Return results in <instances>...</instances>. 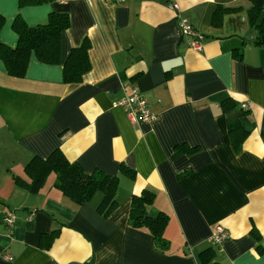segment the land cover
I'll return each instance as SVG.
<instances>
[{"label": "crops", "instance_id": "obj_1", "mask_svg": "<svg viewBox=\"0 0 264 264\" xmlns=\"http://www.w3.org/2000/svg\"><path fill=\"white\" fill-rule=\"evenodd\" d=\"M218 6L233 8L219 24L212 19ZM250 6L59 0L19 8L18 0H0V41L12 47L17 13L28 25L52 10L70 18L57 63L32 52L15 77L0 59V264H201L200 252L211 246L221 264H264V45L254 43ZM180 19L203 34L199 49L181 36ZM84 38L89 69L65 82L63 63ZM135 87L154 121L135 122L116 104ZM239 118L250 132L235 151L229 124ZM55 149L89 173L117 175L109 215L97 210L101 192L76 203L54 185V172L35 192L17 183L28 181L32 156ZM144 188L154 193L148 212L167 217L164 247L128 222L132 195ZM7 211L12 226L2 219ZM217 225L228 232L221 244L211 241ZM52 230L47 245L43 236Z\"/></svg>", "mask_w": 264, "mask_h": 264}, {"label": "trees", "instance_id": "obj_2", "mask_svg": "<svg viewBox=\"0 0 264 264\" xmlns=\"http://www.w3.org/2000/svg\"><path fill=\"white\" fill-rule=\"evenodd\" d=\"M54 1L59 0H18V7ZM230 10L233 8L218 6L212 15L213 21L219 24L222 13ZM248 16L250 24L257 32L254 43L264 45V0H251ZM4 21L5 18L0 13V30ZM69 25V15L63 11L52 10L45 22L36 25H28L17 13L12 22V29L17 35L16 45L12 47L0 41V59L7 73L15 77H22L32 52L42 63H57L60 58L61 33ZM89 45V41L84 38L79 45L71 47L63 63V80L65 82L81 80L82 75L89 69ZM243 109L244 113L248 112L247 108ZM249 132L250 129L241 118L229 124V134L235 151L240 150L241 144ZM120 169L128 176L134 174V170L125 165L121 166ZM25 172L29 178L28 181L19 178L17 183L31 192L37 191L48 174L54 172L56 175L54 185L76 203L88 201L96 192H101V200L97 210L103 216L109 215L117 204L115 197L118 183L117 175H110L101 170L89 173L79 163L69 161L60 149H55L46 158L32 156L25 165ZM153 197V191L148 188L132 195L128 222L134 228L146 227L152 234L155 244L164 247L167 244L163 235L167 217L163 212L156 215H151L148 212L147 208ZM55 235L56 230H52L43 236L45 238L43 240L49 245ZM215 254L212 246L203 249L200 252L201 264H221L215 260Z\"/></svg>", "mask_w": 264, "mask_h": 264}, {"label": "built area", "instance_id": "obj_3", "mask_svg": "<svg viewBox=\"0 0 264 264\" xmlns=\"http://www.w3.org/2000/svg\"><path fill=\"white\" fill-rule=\"evenodd\" d=\"M110 2H122L124 0H107ZM171 7L177 8L175 3ZM179 28L181 36L187 38L188 43L193 48L199 49L204 39L203 34L197 30L185 19L179 20ZM116 104L123 107L131 120L135 122H152L156 115L150 110L147 98L140 92L138 88H132L130 93L124 94ZM243 108H247V103H242ZM1 212V209H0ZM2 219L7 226H12L15 222V215L11 211H7ZM228 232L220 225L215 227L211 235V241L214 244H221L227 238ZM7 258L11 259L10 256Z\"/></svg>", "mask_w": 264, "mask_h": 264}]
</instances>
